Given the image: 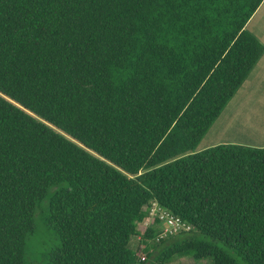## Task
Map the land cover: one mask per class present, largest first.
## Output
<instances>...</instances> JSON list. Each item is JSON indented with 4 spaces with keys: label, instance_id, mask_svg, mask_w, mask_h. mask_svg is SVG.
<instances>
[{
    "label": "trees",
    "instance_id": "1",
    "mask_svg": "<svg viewBox=\"0 0 264 264\" xmlns=\"http://www.w3.org/2000/svg\"><path fill=\"white\" fill-rule=\"evenodd\" d=\"M263 3L0 0V264H30L44 203L47 264H264V148L198 151ZM153 203L194 230L157 242Z\"/></svg>",
    "mask_w": 264,
    "mask_h": 264
},
{
    "label": "rangeland",
    "instance_id": "2",
    "mask_svg": "<svg viewBox=\"0 0 264 264\" xmlns=\"http://www.w3.org/2000/svg\"><path fill=\"white\" fill-rule=\"evenodd\" d=\"M246 30L264 40V3L251 19ZM252 81L254 83L251 82L248 86L245 85L246 82L243 84L245 86H242L227 104L215 126L210 128L198 148L212 138H222L225 142L223 145L264 148V75L258 78L255 76ZM47 207V203H44L38 210L37 230L28 240L30 264H47L48 252L58 244L54 234L45 225L43 212ZM134 243L136 246L138 241L134 239ZM168 245H171V242L160 245L155 255ZM155 261L156 256H153L147 264H154ZM171 264H197V262L191 257H174Z\"/></svg>",
    "mask_w": 264,
    "mask_h": 264
},
{
    "label": "built area",
    "instance_id": "3",
    "mask_svg": "<svg viewBox=\"0 0 264 264\" xmlns=\"http://www.w3.org/2000/svg\"><path fill=\"white\" fill-rule=\"evenodd\" d=\"M149 218L144 223L146 229H151L153 227L160 228V234L155 238L157 242L164 239L179 236L184 233H191L194 228L187 222H185L181 217H178L168 210L161 207L158 203H153L152 207L149 209ZM139 241H143L142 237L138 238ZM146 261V256L142 258Z\"/></svg>",
    "mask_w": 264,
    "mask_h": 264
},
{
    "label": "crops",
    "instance_id": "4",
    "mask_svg": "<svg viewBox=\"0 0 264 264\" xmlns=\"http://www.w3.org/2000/svg\"><path fill=\"white\" fill-rule=\"evenodd\" d=\"M252 34L256 37V34H254V33H252ZM256 38L264 45V40H262L261 37H256ZM262 75H264V55L261 58V60L259 61V63L256 65V67L253 69V71L251 72V74L249 75L248 79L246 80L245 85L247 84V86H248V84H250L251 82H253L252 80H253V78L255 76H257V78H258V77H260ZM250 87L251 86H249V88ZM214 126L215 125H213V127ZM223 143H225V142H223L222 138H220V139H214V138H212L211 140L207 141L201 148H198V151L200 152V151H204V150L210 149L212 147L219 146L221 144L223 145ZM227 145H229V144H227Z\"/></svg>",
    "mask_w": 264,
    "mask_h": 264
}]
</instances>
